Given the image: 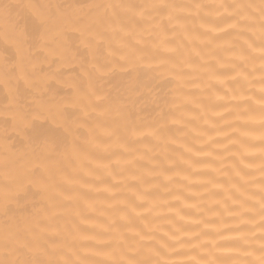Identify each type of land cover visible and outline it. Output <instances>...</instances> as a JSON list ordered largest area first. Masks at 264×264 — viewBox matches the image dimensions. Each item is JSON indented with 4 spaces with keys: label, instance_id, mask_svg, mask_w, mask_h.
I'll return each instance as SVG.
<instances>
[{
    "label": "bare ground",
    "instance_id": "obj_1",
    "mask_svg": "<svg viewBox=\"0 0 264 264\" xmlns=\"http://www.w3.org/2000/svg\"><path fill=\"white\" fill-rule=\"evenodd\" d=\"M167 2L177 5L179 19L162 30H151L129 22L130 8L104 7L138 5L143 0H0L62 6L49 20L45 43L38 49L29 47L36 34L31 11L14 12L7 20L0 14V190L18 187L45 142L65 137L59 151L44 159L43 191L28 186L17 193L19 207L14 213L0 214V262H152L160 259L154 254L159 242L175 235L183 237L185 247L181 255H165V260L259 264V228L247 224L239 229L249 234L247 244L235 239L240 221L225 209L232 207L233 199L248 197V206L258 209L261 197L264 129L259 126V110L238 116L230 90L250 88L249 94L258 96L262 0H225L246 6L242 13L249 19L237 28L230 27L234 20L219 18L212 7L201 9L198 16L195 9L182 8L221 0ZM89 4L100 7L91 11L82 7ZM24 40L30 63L13 67L15 44ZM132 52L147 62H162L156 71L163 72L169 83L163 117L154 121L161 109L147 104L145 123L129 138L122 128L113 131L116 125L106 105L89 97L88 74L93 63ZM239 72H246L251 84L236 79ZM25 73L34 88H24L21 81V91L6 115L3 107L9 96L2 81L6 75L15 81ZM96 84L100 86L99 81ZM125 86L120 77H112L103 90ZM40 103L66 109L83 126L68 137L59 116L29 122L25 118ZM242 132L249 135L241 136ZM241 153L249 167L240 164ZM241 169L243 180L236 175ZM244 219L258 221L259 216ZM201 231L212 235L200 240L227 238L220 247L230 251L209 245L208 254L207 249L190 248L189 243L196 241L184 234Z\"/></svg>",
    "mask_w": 264,
    "mask_h": 264
},
{
    "label": "snow or ice",
    "instance_id": "obj_2",
    "mask_svg": "<svg viewBox=\"0 0 264 264\" xmlns=\"http://www.w3.org/2000/svg\"><path fill=\"white\" fill-rule=\"evenodd\" d=\"M61 5L58 4H45V5H34L28 3H0V14L7 20L14 12L19 14L24 11H31L33 16V23L35 25L36 34L34 36L33 42L29 47L35 49L40 48L45 43V32L46 26L53 17L57 16L60 12ZM82 7L87 8L91 11L94 8L100 7L99 5H83ZM107 8H130L131 16L129 22L132 24H143L147 25L151 30L163 29L164 26L172 25L173 21L179 19L177 15V5L167 2V0H143V3L138 5H104ZM212 7L217 10L219 18L221 19H231L234 23L230 25L231 28H237L244 24L249 17L242 13V9L246 6L239 4H229L225 0L216 3L214 5H204L196 3L189 6H182V8H192L196 10V15L198 16L201 9ZM251 7V6H247ZM191 14V13H190ZM27 41H18L15 44V63L13 67H24L30 63V57L27 53V48L25 45ZM91 51V44L87 45ZM252 48L253 45L249 44ZM261 57V69L262 74L260 76L261 87L258 90V96L255 94H249L251 89L244 90L242 87L236 90H230L232 92V100L236 101V111L238 116H245L255 110H259V126L264 129V0L261 4V44L259 48ZM5 59H8L7 51L3 53ZM34 70L36 66L34 64L30 65ZM163 64H153L146 61L145 56L136 55L134 52L121 55L116 60L107 61L105 63H93L91 65L92 71L88 74V95L89 97H95V100L99 103L106 105V111L111 114V117L116 125V131L120 128L123 129L124 134L131 138L139 134L141 126L145 123L146 113L144 108L147 104L155 103L160 107V112L157 113L153 120H158L163 117V105L167 103V84L169 81L166 79L165 75L161 71H156L158 68H162ZM112 77H120L121 81L125 83L123 90L116 88L114 92H105L103 90V85L107 83L108 79ZM238 80L245 81L251 84L248 80V74L246 72L237 73ZM21 81L23 82L24 88H34V82L28 73L17 77L13 81L12 77L5 76L2 81L3 86L7 90L9 96V103L4 105L3 112L7 115L11 111L12 98L19 95L21 91ZM96 81L100 82L98 87ZM59 116L64 127V132L68 137L74 136L79 129L83 126L79 124L76 120L71 119L66 114V109H62L58 106L51 104L40 103L36 110H34L29 117H26L29 122L39 121L48 119L49 117L55 118ZM247 119H251L248 116ZM7 121H4L6 130ZM112 134V133H110ZM249 133L242 132L241 136H247ZM65 137L59 136L54 137L51 140L45 142L41 149V154L37 157V163L33 166L28 173H26L22 178L21 182L15 189L5 187L0 190V214L4 216H9V214L14 213L17 207H19V201L17 199V193L21 190L26 189L28 186L35 187L40 191H43L42 175L44 168V159L47 156L57 153L64 143ZM260 142L264 145V131L261 132ZM233 144L237 141H233ZM241 147L244 145L241 143ZM261 154L264 155V147L260 149ZM206 155H211L208 153ZM245 154H240V164L244 167H249V165H244ZM261 170V183L259 189L261 192V197L259 200V208L248 206L247 200L251 199L248 197L245 200L233 199V204L231 208H226L225 210L229 212L231 218L239 219V224L236 226L237 236L235 239L243 240L245 244L248 243V235L244 232L239 231L247 224H251L253 227L259 228L260 235V251L261 256L259 257V264H264V161L260 165ZM241 171H237L236 175L241 176ZM236 192H240V187L233 185ZM231 199V197H229ZM258 215L259 220L255 221L252 219H244V217ZM207 227V225H206ZM112 232L119 236L118 229L113 227ZM230 230V229H225ZM167 235V233L165 234ZM191 237V240H195L196 243H189L190 248H201L207 249L208 254L211 253V249L230 251V249H221V243L225 242L227 238L220 236L217 239L200 240V237L207 236L210 237L212 234L210 232H197L191 234H184ZM219 236V232H216ZM251 237H255V233L250 234ZM171 241V243L169 242ZM112 239L104 242L106 245L111 243ZM116 243L119 245L122 243L121 240L116 239ZM175 245V246H174ZM209 245L211 249H209ZM185 247V242L181 236H171L168 241L159 242V249L155 251V255L160 257L152 262L149 261H136L129 260L125 262L124 260L114 261L112 264H193L194 258H189L188 260H165L163 257L165 255L179 256ZM251 255V253H247ZM0 264H5V262H0ZM195 264H220L217 260H198Z\"/></svg>",
    "mask_w": 264,
    "mask_h": 264
}]
</instances>
